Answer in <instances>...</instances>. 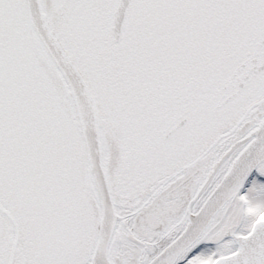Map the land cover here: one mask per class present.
Masks as SVG:
<instances>
[{
  "label": "snow or ice",
  "instance_id": "1",
  "mask_svg": "<svg viewBox=\"0 0 264 264\" xmlns=\"http://www.w3.org/2000/svg\"><path fill=\"white\" fill-rule=\"evenodd\" d=\"M0 264H264V0H0Z\"/></svg>",
  "mask_w": 264,
  "mask_h": 264
}]
</instances>
